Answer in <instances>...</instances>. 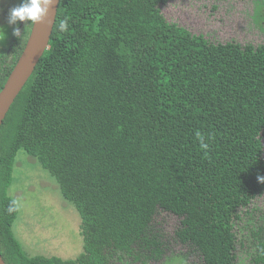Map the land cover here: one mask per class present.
I'll return each mask as SVG.
<instances>
[{
    "label": "trees",
    "instance_id": "1",
    "mask_svg": "<svg viewBox=\"0 0 264 264\" xmlns=\"http://www.w3.org/2000/svg\"><path fill=\"white\" fill-rule=\"evenodd\" d=\"M168 1L59 0L48 48L0 127L5 264H148L164 253L161 212L181 219L175 241L204 264H238L235 224L264 195V43L194 35L165 20ZM255 13L264 23V0ZM18 154L78 214L75 260L25 253L16 228L31 188L20 189ZM258 217L243 227L249 264H264Z\"/></svg>",
    "mask_w": 264,
    "mask_h": 264
},
{
    "label": "rangeland",
    "instance_id": "2",
    "mask_svg": "<svg viewBox=\"0 0 264 264\" xmlns=\"http://www.w3.org/2000/svg\"><path fill=\"white\" fill-rule=\"evenodd\" d=\"M257 4L258 0H169L161 6V13L166 21L176 23L194 35L201 34L213 43H225L234 40L242 45L250 43L256 46L264 43V23L257 20L255 13ZM262 143L264 150V138ZM16 161L23 177L20 189L25 190L26 186L27 189L28 187L31 188L30 191L27 190V202H31V209L25 212L29 220L28 222L27 220H20L23 224V230L27 232L29 229L32 232L36 220L41 221L46 215L44 220L47 221L48 230H55L56 233V237L51 238L53 241L62 239L71 230L76 233L77 230H74L73 224L74 218L71 217L72 214L68 210L57 212L50 208V206L58 208L57 204L69 207L65 201L61 200L58 192L53 191L56 185L52 179L41 169H36L34 162L31 159L27 160L24 155L18 154ZM51 192L54 193L52 197ZM251 205L257 207L252 212V217L242 214L241 220L234 227L237 240L235 254L238 264L250 263L248 252L252 251L253 248H248L250 239L245 242L247 231L243 227L248 226L247 223L251 225L262 220V217L258 216L260 213H264V195L256 197ZM39 213L41 215L44 213V215L38 218L36 216ZM51 221H53V225H51ZM42 222L38 225L39 230L42 227ZM154 223L161 224L159 227L164 230L165 237L171 244L168 256L177 253L195 256L190 253L186 246L173 241V232L177 227L175 216L160 213L155 218ZM72 236L76 237L74 234ZM241 240H244L246 247L240 246Z\"/></svg>",
    "mask_w": 264,
    "mask_h": 264
},
{
    "label": "flooded vegetation",
    "instance_id": "3",
    "mask_svg": "<svg viewBox=\"0 0 264 264\" xmlns=\"http://www.w3.org/2000/svg\"><path fill=\"white\" fill-rule=\"evenodd\" d=\"M20 2L21 0H0V27H3L4 28L3 30H5L6 32V38L0 41V83H2L3 80L5 82L6 78L8 77L14 65L16 64L18 58L20 57L25 47L26 41L28 39L32 27L31 22H26V23L21 22L15 26H9L7 24L8 10L18 5ZM16 26H18L21 29V33H22L19 39L12 34L13 27ZM20 204L21 207L27 208V199H26V203H25V199H23L20 202ZM57 207L58 208H54L53 206H50L52 211L53 209H55L57 212L60 210L62 212L68 210L72 214L71 217L74 218L73 219L74 230H77V232L75 233L71 230L66 235H64L62 239L53 241L51 238L56 237V233L55 230L54 231L48 230L47 221L44 220L46 215L45 217L42 218L43 222L42 220L39 222H37L36 220L35 226L32 227V232L30 230L25 232L23 230V224L19 222L16 228L17 237L21 241V245H24L23 249L25 253H27V244H29L30 247L29 252L32 256L39 254L45 258L56 259L61 262L75 260V258L80 254V252L82 251V236L80 235V227L77 217L78 214L71 207L67 208V206H61V204H57ZM161 213L172 215L167 212H161ZM43 215L39 213L36 217L39 218ZM175 217L177 220V227L174 229V232L180 226V221H181L180 218H178L177 216ZM41 222H42V227L39 230L38 225H40ZM51 225H53V221H51ZM154 225L159 234L158 239L161 242V245L163 246L164 253L159 259L158 258L153 259L148 264H204L203 261H201L199 255L186 256L185 254L177 253L174 254L173 256H168V254L170 253L169 251L171 250V244L168 243L169 240L167 239V237H165L164 230L161 227H159L161 224L154 223ZM39 231L41 234L42 233L44 234L43 235L38 234ZM174 232H173V241L179 244V242L175 241L174 239ZM72 234L76 235V237H73ZM50 243L51 245H49ZM184 245L186 246V248H188L186 244ZM189 250L191 251V249ZM129 264H142V263L138 261L135 262L132 261V263Z\"/></svg>",
    "mask_w": 264,
    "mask_h": 264
},
{
    "label": "water",
    "instance_id": "4",
    "mask_svg": "<svg viewBox=\"0 0 264 264\" xmlns=\"http://www.w3.org/2000/svg\"><path fill=\"white\" fill-rule=\"evenodd\" d=\"M58 4L59 0H55L43 22L32 24L25 47L0 89V127L10 107L48 48ZM0 264H5L1 255Z\"/></svg>",
    "mask_w": 264,
    "mask_h": 264
},
{
    "label": "clouds",
    "instance_id": "5",
    "mask_svg": "<svg viewBox=\"0 0 264 264\" xmlns=\"http://www.w3.org/2000/svg\"><path fill=\"white\" fill-rule=\"evenodd\" d=\"M55 0H21V2L10 8L7 14V24L9 26H15L23 22H31L32 24H37L43 22L44 18L48 15ZM0 27V41L6 38V32ZM60 32L68 31V21L67 19H62L59 23ZM12 34L19 39L22 35L21 29L16 26L13 27ZM202 148H207L206 144L201 143ZM264 154V150H263ZM257 181L264 184V175H257ZM9 212L14 211L13 207L8 208Z\"/></svg>",
    "mask_w": 264,
    "mask_h": 264
}]
</instances>
